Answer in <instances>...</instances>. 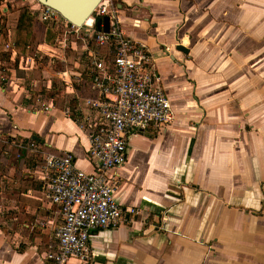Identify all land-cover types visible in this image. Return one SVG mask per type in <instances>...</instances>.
I'll use <instances>...</instances> for the list:
<instances>
[{"label":"crops","instance_id":"obj_1","mask_svg":"<svg viewBox=\"0 0 264 264\" xmlns=\"http://www.w3.org/2000/svg\"><path fill=\"white\" fill-rule=\"evenodd\" d=\"M113 2L123 35L152 54L174 119L128 137L112 172L124 216L92 235L90 264H264V0ZM33 5L0 0V264H49L57 250L44 159L70 154L93 171V71L51 68L86 53L60 46L67 22H43ZM23 8L56 34L28 55L15 43Z\"/></svg>","mask_w":264,"mask_h":264},{"label":"built area","instance_id":"obj_2","mask_svg":"<svg viewBox=\"0 0 264 264\" xmlns=\"http://www.w3.org/2000/svg\"><path fill=\"white\" fill-rule=\"evenodd\" d=\"M32 12L43 22L61 18L36 0ZM105 16L110 19L107 33L102 25L99 29L95 24ZM92 19L93 24L81 28L66 21L67 29L59 43L72 50L82 46L93 71L92 86L98 99L89 101L96 112L88 125L93 171L78 169L70 154H50L41 168L45 195L60 208L63 219L56 229L57 250L47 256L49 264H90L92 235L117 228L124 216L115 199L117 183L112 172L127 163L128 137L150 129L164 131L174 119L152 54L123 35L113 0H102ZM97 48L109 49L112 61L95 52ZM22 65L28 69L31 61L25 60ZM75 77L79 79L80 75Z\"/></svg>","mask_w":264,"mask_h":264},{"label":"water","instance_id":"obj_3","mask_svg":"<svg viewBox=\"0 0 264 264\" xmlns=\"http://www.w3.org/2000/svg\"><path fill=\"white\" fill-rule=\"evenodd\" d=\"M42 6L53 10L62 19L76 27H86L93 24L94 12L99 7L102 0H36ZM97 28L107 33L109 32L110 19L105 16L95 22ZM178 50L187 54V50L178 47Z\"/></svg>","mask_w":264,"mask_h":264},{"label":"trees","instance_id":"obj_4","mask_svg":"<svg viewBox=\"0 0 264 264\" xmlns=\"http://www.w3.org/2000/svg\"><path fill=\"white\" fill-rule=\"evenodd\" d=\"M55 37L53 30L34 20L27 9L20 11L15 38L16 49L20 54H31L41 41L53 42Z\"/></svg>","mask_w":264,"mask_h":264},{"label":"rangeland","instance_id":"obj_5","mask_svg":"<svg viewBox=\"0 0 264 264\" xmlns=\"http://www.w3.org/2000/svg\"><path fill=\"white\" fill-rule=\"evenodd\" d=\"M15 7V8H14ZM14 7H12V5L11 6H9V9H10V11H13L12 13H14L15 11V9L17 8V6L16 5H14ZM14 8V9H13ZM11 18H12V16H11ZM2 23H3V21L1 22V26H2ZM9 23L11 24L12 22H10L9 21ZM5 32L8 34L9 32H7L6 30H5ZM78 56V55H77ZM81 61V62H80ZM80 63V64H79ZM86 64H87V62H86V59L85 58H81L80 56H78L77 57V59H76V55H69V56H67V60H66V62L65 63H63V62H61V61H55V63L52 65V69L54 70V71H59V70H65V69H73L74 68V70H78V71H80V72H85V70H86ZM45 76H49L50 78H52L51 77V74H49L48 75V73L45 75ZM48 77V78H49ZM29 77H27V79H28ZM57 82V85H58V87L61 89H63V87H62V84H61V82L60 81H56Z\"/></svg>","mask_w":264,"mask_h":264}]
</instances>
